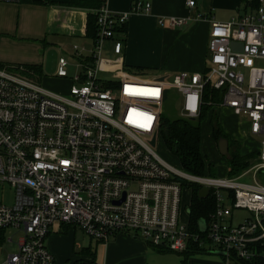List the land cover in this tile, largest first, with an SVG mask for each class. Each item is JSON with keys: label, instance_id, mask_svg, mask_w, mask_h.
I'll list each match as a JSON object with an SVG mask.
<instances>
[{"label": "built area", "instance_id": "obj_1", "mask_svg": "<svg viewBox=\"0 0 264 264\" xmlns=\"http://www.w3.org/2000/svg\"><path fill=\"white\" fill-rule=\"evenodd\" d=\"M149 10L148 0H133L128 11L101 0L90 44L72 45L78 70L69 74L68 58H57L55 75L69 80L64 93L21 72L22 65H0V188L12 190L10 201L0 197V252L7 242L17 247L0 264H55L45 238L56 222L104 242L125 231L177 252L196 245L220 255L223 264H264V181L256 178L264 177V0L254 11L210 20L202 71L112 70L102 62L103 42L131 12ZM186 22L180 15L158 19L168 26ZM120 48L117 40L114 50ZM206 84L222 93L219 105L247 119L259 141L250 180L178 169L151 144L159 136L165 92L178 93L181 117L196 118ZM188 182L207 186L214 198L202 231L191 228L187 209L181 218ZM234 209L248 214L233 222Z\"/></svg>", "mask_w": 264, "mask_h": 264}, {"label": "crops", "instance_id": "obj_2", "mask_svg": "<svg viewBox=\"0 0 264 264\" xmlns=\"http://www.w3.org/2000/svg\"><path fill=\"white\" fill-rule=\"evenodd\" d=\"M67 1L69 0H21L20 2L25 3L27 6L37 7L30 8L34 12L39 11L41 29L39 41L44 48H54L58 53L57 58L61 54L65 55L70 63L68 73L72 74L78 70L73 65L75 62L71 56L72 45L74 43L86 46L90 44L91 36L88 33V19L90 14H95L96 7L68 4ZM148 1H150L149 11L131 12L128 19L122 23L125 24V30L117 29L112 38L103 42L102 62L110 64L112 70L120 65L124 67L131 66L134 69L142 67L144 73H147L146 69H159L160 67L161 71L166 70V72L178 70L202 71L207 66L209 57L210 20L226 21L232 16L251 12L256 8L246 5L243 0H195L192 7L186 4V0ZM131 4L132 0H106V5L114 11H128ZM165 15L185 16L187 22L182 26L159 24V17ZM117 40L121 42L120 52L114 50ZM29 60L36 61V58H30ZM55 61L57 62V59ZM157 73L147 74L164 75V72ZM42 77L43 74L37 79L42 81ZM63 79L69 85V80L64 77ZM220 106L230 109L226 106ZM231 113L235 114L232 110ZM206 119L208 122L209 119ZM244 123V127L241 128L242 151H244V138L253 137L248 131L247 120ZM258 148L244 152L257 151ZM54 225L51 226L46 237L48 247L54 255L55 264H57L61 257L72 255L75 245L79 246L80 244L74 240L68 229L71 224L58 223L57 229H54ZM122 241L130 242L132 248L127 250L128 253L121 251ZM145 242L128 236L126 232H118L112 239L104 242L106 261L109 263L118 261V256L115 257L118 251V255L123 256L121 263L148 264L147 259L150 249L148 243ZM129 253L132 254L127 256ZM187 263L223 264V261L221 258L212 255L194 254L188 257Z\"/></svg>", "mask_w": 264, "mask_h": 264}, {"label": "rangeland", "instance_id": "obj_3", "mask_svg": "<svg viewBox=\"0 0 264 264\" xmlns=\"http://www.w3.org/2000/svg\"><path fill=\"white\" fill-rule=\"evenodd\" d=\"M37 8L35 6H27L25 3L20 1H5L0 0V63L6 64H19L27 62H37L42 66L43 79L40 83L50 89L56 90L58 92H66L68 88L67 82L64 81L63 77L55 75L56 61L58 53L54 48H44L43 44L39 41L40 36V16L39 11L34 12L32 8ZM30 58H36L35 60H29ZM128 66V65H127ZM162 66V65H160ZM127 70L134 71L135 69L131 66L125 67ZM161 68V67H160ZM159 69H146L147 73H157L164 72V74H171L173 72L161 71ZM138 72V71H135ZM158 74V73H157ZM31 77L38 78V76L32 74ZM112 77V75H110ZM115 77V76H114ZM117 78V77H115ZM66 90V91H65ZM206 113L204 119L201 121V151L206 155L207 160L213 163L212 170L209 172L205 171L204 174L218 175V176H240L243 180H250L252 178V171L249 170L250 166L255 164L257 161L256 151L252 150L249 152H244L253 148H258V139L256 137L244 138L243 150L242 145V131L241 128L244 127V122L247 120L244 116H238L231 113V110L225 107H221L219 103L210 104L206 108ZM215 111L218 117V122L221 124L224 138L227 141V150L229 148L238 147L240 152L248 153L249 165L244 168L240 173L229 174L227 172V153H221L218 147V140L212 136L211 133V111ZM161 116L174 118L180 116L178 93L173 89H168L165 92V100L162 105ZM209 121L207 122V119ZM231 128H230V127ZM155 151L158 155L164 159L166 162L170 163L174 167L183 170L177 156L172 153L165 144V141L158 136L155 145ZM256 178L264 181V177L261 175H256ZM195 182H188V185H192ZM197 184V183H195ZM12 195V190L8 186H4L3 189L0 188V197L3 200L10 201ZM190 189L185 186L182 192V204L181 208V218L186 220V205L189 201ZM248 211L245 209H234L232 221L237 222L241 220ZM56 224V225H54ZM54 229H57V222L54 223ZM69 231L74 237L75 241L79 242V246L75 245V250L73 254L65 257H61L57 264H84V261L92 260L91 264H132V263H121L123 256L118 255V251L115 254L118 261H113L111 263L106 261V252L104 248V241L97 240L87 233H85L80 227L71 224L69 226ZM125 232V231H122ZM64 233V231H62ZM128 233L136 239H144L140 237L133 236V233ZM20 233L15 234L14 240H18ZM114 235H111L108 239H112ZM47 237L45 238V243L48 246ZM77 242V243H78ZM146 243V242H145ZM147 244V243H146ZM121 251L128 253L127 250L132 248L130 242H121ZM150 252L148 255V264H184L182 261L183 255L180 252L174 250H164L157 251L147 244ZM15 243H9L3 245L2 251L0 252V259L7 254L14 252L16 250ZM132 253L127 254L131 255ZM212 255L217 258H221L220 255L214 253L213 251H199L190 253L186 257V262L191 255ZM105 256V257H104ZM92 258V259H91ZM116 260V259H115Z\"/></svg>", "mask_w": 264, "mask_h": 264}, {"label": "trees", "instance_id": "obj_4", "mask_svg": "<svg viewBox=\"0 0 264 264\" xmlns=\"http://www.w3.org/2000/svg\"><path fill=\"white\" fill-rule=\"evenodd\" d=\"M21 1V0H20ZM35 1V0H32ZM42 1V0H38ZM101 0H69L68 4L79 6L97 7ZM133 1V0H132ZM246 5L254 8L258 5L259 0H243ZM117 29L124 31L125 24L117 27ZM96 32L95 14H90L88 19V33L91 37ZM6 63H0V65ZM15 65H22L21 72L31 76L32 74L40 76L42 69L41 64L36 62L19 63ZM17 68V67H16ZM134 71L143 72L142 67H136ZM222 98V93L206 84L203 90L204 105L198 117H164L161 116L159 136L165 141L168 149L174 153L182 168L187 172L194 174H204L206 170H212L213 163L207 160V157L200 149L201 144V121L205 117L206 108L213 103H219ZM211 133L217 140L224 136L221 124L218 122V117L215 111H211ZM248 153H241L239 148H229L227 152V172L229 174L240 173L244 168L249 165ZM191 194L188 203L189 211L188 221L192 229L198 228L197 220L201 217L206 218L209 212L214 207V198L211 193L205 196L199 195L200 185H190ZM64 224V223H63ZM66 224V223H65ZM157 251L167 250L165 247L150 245ZM201 249L196 245H189L188 249L181 251L183 258L182 261L186 262V257L193 252H199ZM92 260L84 261V264H91Z\"/></svg>", "mask_w": 264, "mask_h": 264}, {"label": "water", "instance_id": "obj_5", "mask_svg": "<svg viewBox=\"0 0 264 264\" xmlns=\"http://www.w3.org/2000/svg\"><path fill=\"white\" fill-rule=\"evenodd\" d=\"M233 45L236 46L238 49H241L242 47V44L241 43H237V42H233ZM191 118H194V117H191ZM155 135L153 136L152 140H151V144L152 145H155ZM218 147H219V150L221 151V153H227L226 150H227V141H226V138L224 137H221L218 139ZM208 193V187L207 186H202L199 190V195L200 196H205L206 194ZM119 202V201H118ZM187 211H189V207L187 206L186 207ZM197 225H198V228L202 231L205 229V219L203 217L199 218L197 220Z\"/></svg>", "mask_w": 264, "mask_h": 264}, {"label": "bare ground", "instance_id": "obj_6", "mask_svg": "<svg viewBox=\"0 0 264 264\" xmlns=\"http://www.w3.org/2000/svg\"><path fill=\"white\" fill-rule=\"evenodd\" d=\"M113 41V40H112Z\"/></svg>", "mask_w": 264, "mask_h": 264}]
</instances>
